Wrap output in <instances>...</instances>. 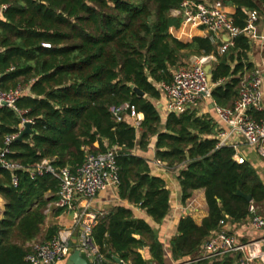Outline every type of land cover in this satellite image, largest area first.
Wrapping results in <instances>:
<instances>
[{
	"label": "trees",
	"instance_id": "1",
	"mask_svg": "<svg viewBox=\"0 0 264 264\" xmlns=\"http://www.w3.org/2000/svg\"><path fill=\"white\" fill-rule=\"evenodd\" d=\"M185 0H0V84L4 90L19 85L26 93L20 112L0 107V151L7 136L20 133L24 120L32 134L9 145V160L30 168L47 158L57 169L75 168L86 157L117 147L120 184L118 196L127 204L99 214L93 240L103 260L150 264L140 253L146 244L156 264H164L163 246L154 224L170 211L171 191L154 162L145 155L155 148L168 167L183 166L178 182L185 202L205 190L209 215L201 224L191 216L180 219L172 241L175 259L192 258L222 221L240 222L250 205L264 200V182L250 162L239 164L230 146L218 148V124L198 109L182 114L166 112L160 103V84L170 83L174 71L192 55H214L212 101L231 107L240 94L246 73L255 69L249 58L252 40L241 33L224 53L219 42L194 37L184 42L170 29L180 27L173 15ZM236 6L234 24L243 29L247 12L264 13V0H226ZM135 85L146 93L138 96ZM131 103L144 115L139 128L117 122L110 107ZM252 113L259 118L257 111ZM0 167V196L5 200L0 219V264H30L32 245L59 232L47 230V210L58 200L59 180L51 173L32 176ZM240 189L253 196L249 202L236 195ZM133 205L134 207H131ZM135 207L145 210L140 217ZM59 211H63L58 209ZM152 219V221L149 220ZM224 258L217 264H231Z\"/></svg>",
	"mask_w": 264,
	"mask_h": 264
},
{
	"label": "built area",
	"instance_id": "2",
	"mask_svg": "<svg viewBox=\"0 0 264 264\" xmlns=\"http://www.w3.org/2000/svg\"><path fill=\"white\" fill-rule=\"evenodd\" d=\"M7 6L0 9V15ZM247 20L245 28L237 27L232 15L226 10L221 0H185L181 8L173 11V15L182 16V24L203 28L209 32V37L214 42H219L218 50L224 53L233 45L234 38L243 33L253 40L256 26L261 19L258 10L246 9ZM227 38V40L225 39ZM214 55L196 56L194 60L178 67L170 83H161L160 88L166 101V111L182 114L188 110L198 109L204 99L212 97V89L223 83V79L210 85L206 66L215 62ZM26 93L21 85L14 89L4 90L0 84V107H8L20 112L17 106L19 99ZM214 110L222 128L217 134V147L230 146L236 151L234 158L239 164L247 162L246 156L239 151L240 143L234 137L241 138L245 144L255 147L257 152L264 157V76L262 70L256 68L246 73L240 88V94L234 105L223 107L215 102ZM252 111L261 114L257 118ZM110 112L117 122L130 121L139 128L144 115L137 111L131 103H123L110 107ZM31 121V120H24ZM23 122V123H24ZM32 122V121H31ZM21 124V132L24 129ZM20 132V133H21ZM20 133L9 135L5 139V147L0 151V167L14 172L13 183L18 185L19 178L15 174L18 170L27 169L32 176L51 173L59 180L58 200L54 203L56 209L73 213L74 226L82 228L79 241L74 244L69 232L59 231L50 239L32 245V250L25 258L30 264H57L65 261L75 250H83L93 264H100L103 260L99 247L93 240V228L97 223L98 212L89 211L88 205L83 201H90L101 191L116 189L120 184L119 167L117 165V147L105 153L93 154L86 149L84 162L72 168L65 166L57 170L50 159H43L30 168H26L17 161L9 160L6 155L10 153V143L17 139ZM155 165L166 166L167 163L155 159ZM252 225L264 231V217L256 214L255 204L250 205ZM222 227L214 231L209 239L201 246L203 258H223L235 252H241L240 264L260 262L264 264V236L262 238L241 242L226 228L223 221Z\"/></svg>",
	"mask_w": 264,
	"mask_h": 264
},
{
	"label": "crops",
	"instance_id": "3",
	"mask_svg": "<svg viewBox=\"0 0 264 264\" xmlns=\"http://www.w3.org/2000/svg\"><path fill=\"white\" fill-rule=\"evenodd\" d=\"M223 3L226 0H221ZM224 6L229 14L233 15L236 12V6L233 4H226ZM170 32L178 39L184 42H191L194 37H208L209 32L203 28H198L190 24H181L180 27H172ZM226 39V38H225ZM196 55H192L188 60L192 61ZM249 58L254 63L256 68L262 70L264 76V13L261 15V19L256 26V34L251 42V50L249 52ZM212 65V64H211ZM214 101L212 98L204 99L198 107V111L201 114H210L218 124V130L222 128L218 116L214 110ZM161 107L166 111V101L163 98L160 103ZM167 112V111H166ZM218 131V132H219ZM234 140L240 143L239 151L243 153L247 161L250 162L257 170L259 176L264 182V157L261 156L255 147L245 144V142L238 137H234ZM155 148L151 147L145 155L154 160ZM183 166H178L176 168L157 166L154 163L155 171L163 176L167 182V185L171 191L170 199V211L166 219L162 223H153L155 232L160 239L163 246V260L164 264H217L222 262L224 258H230L232 260L231 264H240L239 260L242 256L241 252H235L223 258H203V248L201 247L192 258H185L177 260L174 258L172 253V241L175 236L178 235V223L181 218L186 216H191L197 224H201L203 219L209 215V208L205 197V190L198 189L195 190L192 196L185 202L182 200V193L178 182V174ZM127 204V202L118 196L116 189H107L101 191L96 197L90 201H83L82 205H88L89 211H95L99 214L109 213L115 206ZM5 200L0 196V219L4 216L5 211ZM256 214L264 217V200L256 204ZM131 207H134L131 205ZM137 215L140 217H146L145 210L135 207ZM47 222L45 229L49 227H56L59 231L66 230L69 232L71 241L76 244L81 236L82 228L80 225L74 226L73 213L66 211H59L54 206L47 210ZM252 213L240 222H233L230 233L234 235L241 242H248L262 238L264 236V231L255 228L251 223ZM152 221L151 218H149ZM228 224V223H227ZM140 253L146 260L150 261V264H156L153 261L152 255L150 253V245L146 244L142 249L139 250ZM66 261V260H65ZM65 261L59 262L57 264H65ZM123 262V261H122ZM124 263V262H123ZM109 264H121L116 260L110 262ZM129 264V263H124ZM249 264H262L260 262H253Z\"/></svg>",
	"mask_w": 264,
	"mask_h": 264
},
{
	"label": "water",
	"instance_id": "4",
	"mask_svg": "<svg viewBox=\"0 0 264 264\" xmlns=\"http://www.w3.org/2000/svg\"><path fill=\"white\" fill-rule=\"evenodd\" d=\"M226 40H227V38H226ZM206 71H207L208 76H209L210 85H212L213 79H212V65L211 64H208L206 66ZM132 88L138 94V96H141V97H145L146 96V93L143 90H141L138 87H136L135 85H132ZM23 126H24V129L22 130L20 135L17 137L18 141H22L25 135L32 134V122L31 121L24 122ZM236 195L245 198L249 202L253 201V196L251 194H246V193L242 192L240 189L237 190ZM231 227H232V223H230V222H228V224H226V226H225V228L229 232L231 230ZM114 259L118 263L124 264L119 257L115 256ZM65 264H93V263H92V261L90 260V258L88 257V255H87V253L85 251L79 250V249H75L68 256V258L65 261Z\"/></svg>",
	"mask_w": 264,
	"mask_h": 264
},
{
	"label": "rangeland",
	"instance_id": "5",
	"mask_svg": "<svg viewBox=\"0 0 264 264\" xmlns=\"http://www.w3.org/2000/svg\"><path fill=\"white\" fill-rule=\"evenodd\" d=\"M189 62H190V60H188V59L185 61V63H189ZM21 86L26 89V87L24 85H21Z\"/></svg>",
	"mask_w": 264,
	"mask_h": 264
}]
</instances>
